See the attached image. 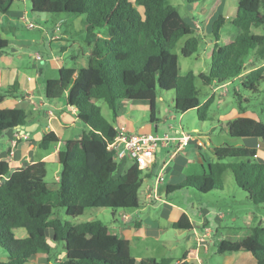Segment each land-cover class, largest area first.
Segmentation results:
<instances>
[{"label": "trees", "instance_id": "obj_1", "mask_svg": "<svg viewBox=\"0 0 264 264\" xmlns=\"http://www.w3.org/2000/svg\"><path fill=\"white\" fill-rule=\"evenodd\" d=\"M170 0H29V11L37 16L49 14L82 15L88 64L76 70L73 66L59 69L56 79L46 80L45 97H59L76 109L78 119L87 128L78 138L64 139L56 154L58 172L55 199L45 181L46 165L37 161L26 167L12 169L0 159V248L7 254L0 264H24L35 261L39 253L51 250L46 229L53 230V242L61 243L65 257L57 264H197L183 254L171 257L135 259L128 241L109 231L99 219L72 223L51 217L54 207L62 208L67 216H79L87 208L118 209L138 207V191L143 171L130 163L120 173L113 152L107 148L116 135L113 126L102 114L97 100L106 102L117 117L122 100L149 102L150 121L155 120L156 98L159 91L174 92L173 109L184 113L195 109L198 120L210 118L213 96L202 101L195 85L222 84L232 81L242 72L250 53L255 55L253 67L242 76V87L258 92L264 80V0H237V7L228 23L237 33L221 39L226 17L219 14L211 21L213 46L206 71L195 74L179 73L178 56L174 48L184 38L180 52L187 57L198 50L200 37L182 18ZM187 4L203 0H184ZM215 11L221 0H213ZM13 0H0V13L7 12ZM135 5L142 6L143 13ZM212 12V13H213ZM261 30L257 33L256 30ZM7 40L0 38V50ZM3 98L16 93V83L0 88ZM238 111L244 112L247 98L234 91ZM24 109L0 108V135L27 120ZM232 138L264 140V122L239 116L226 125ZM53 131L44 132L37 142L47 150L58 143ZM214 160L202 174H189L180 183L167 185L165 194L192 188L201 194L220 191L223 174L230 170L234 183L245 192L249 203L264 204V163L255 158V149L245 145L224 143L213 149ZM23 227L27 236L17 238L13 229ZM173 228L190 229L186 216L172 224ZM244 251L251 253L255 264H264V226L254 225L249 233L237 240H221L216 244L218 254ZM48 262H52L47 256Z\"/></svg>", "mask_w": 264, "mask_h": 264}, {"label": "crops", "instance_id": "obj_2", "mask_svg": "<svg viewBox=\"0 0 264 264\" xmlns=\"http://www.w3.org/2000/svg\"><path fill=\"white\" fill-rule=\"evenodd\" d=\"M29 7L28 0H13L10 9L0 13V38L7 40V46L0 50V88H7L14 83L17 85L16 93L4 97L0 108L24 109L27 114L25 125H31L32 128L30 132H22L14 128L0 135V159L7 161L12 169L26 167L37 161L45 162L47 168L48 163H56V154L61 140L78 138L87 128L78 119L76 109L69 106L64 98L48 100L44 93L46 80L56 79L61 67L73 66L78 70L87 66L88 50L84 41L83 17L82 15L49 13L32 16ZM28 22L33 25L28 26ZM226 29L224 30L227 31ZM76 33H80L79 39L75 37ZM236 33L235 28L229 31L230 37ZM36 54H39L42 59H36ZM254 61L255 55L250 53L245 59L240 75L230 81L229 91L231 88L233 93L239 92L237 82L241 84L242 76L253 67ZM206 86L208 91L202 101L213 96L212 104H218L219 109L224 108L225 103L229 102L228 95L219 98L221 93L219 85L213 83ZM161 101V96L156 98L158 116L155 114L154 122L150 121L149 115V123L136 125L134 121L128 119L122 126L136 133L178 135L181 127L171 125H169L171 129L169 132L158 133L159 123L166 121L162 115ZM126 103L121 101L118 104L117 117L125 111ZM134 108H142L149 114L147 101L137 102ZM167 116L170 119L175 117L169 110ZM239 116L261 120L259 112L249 108L248 105L245 106L243 113L233 106L226 109V113L217 116L215 123L227 135L224 142L230 141L227 138L229 137L226 129L227 122ZM215 124L209 127L207 133L215 129ZM15 131L18 135H15ZM47 131H53L59 141L44 150L38 147L37 142ZM194 133L193 138L199 140L202 143L201 146H197L194 140L181 147L177 146L175 140L160 145L155 152L153 163L143 171L142 183L145 181L146 187L141 199L138 193V207L123 209L119 213L116 211L112 221L107 225L110 232L128 241L130 254L135 259L171 257L177 261L185 254L187 260L203 264L199 255L209 251L214 235L219 236V241L237 240L247 235L249 228L258 220L255 206L247 202L240 192H228L225 184L220 191L208 192L211 193L209 194L211 198L205 197L208 193L201 196L191 192L192 188H184L187 190L183 193L189 197V200L175 199L176 192H173L170 197L164 195L167 185L180 183L189 174L205 173L208 163L214 160L213 149L219 145L214 143L212 148L208 147V150L202 151L201 147H204L202 137L206 135L202 131H197L196 128ZM232 145L254 148L256 160L264 163V140L240 138V142ZM59 169L60 166L56 163L52 179H45L53 193L58 187ZM118 172L120 173L119 170ZM160 172L163 179L155 182V177ZM182 216L187 217L191 225L190 229L172 227V224ZM13 233L17 238L27 236V231L23 227L14 228ZM52 236L53 230L47 228L46 237L51 246L49 253L58 243L53 242ZM47 256L45 253H39L35 261L24 264H50ZM64 257L65 253L56 261L59 262ZM6 260V252L0 248V261ZM255 263L256 259L251 253L235 251L220 254L218 264Z\"/></svg>", "mask_w": 264, "mask_h": 264}, {"label": "rangeland", "instance_id": "obj_3", "mask_svg": "<svg viewBox=\"0 0 264 264\" xmlns=\"http://www.w3.org/2000/svg\"><path fill=\"white\" fill-rule=\"evenodd\" d=\"M133 1V0H130ZM170 3H172L181 14L182 18L190 25V27L193 29V32L195 35H198L200 37V44L198 46V50L193 53L190 56H183L180 52V48L183 45L184 38L180 39L178 43L176 44V47L174 48V52L178 56V63H179V73L185 74L188 71H192L195 74H199L200 72L206 71L209 66L210 61V53L213 46V37L211 35V21L216 18L219 14H222L226 17L227 23L222 28L221 33V39L230 37L229 31L234 29L228 21L233 17L236 7H237V0H221L219 2V5L217 6L216 10L213 12L211 11V7L215 5L216 3L213 0H203L201 2H195L193 4H187L184 0H170ZM29 5V0H28ZM137 10L140 12V14L143 13L142 6L135 5ZM213 12V13H212ZM62 15H68V16H77L73 14H66L61 13ZM34 16V15H32ZM227 28V29H226ZM226 29L227 31H225ZM257 33H260L261 30L257 29ZM82 35V34H81ZM75 37L77 39L80 38V33H76ZM236 84V83H235ZM195 85L199 91V97L202 99L206 96V91H208V86L202 84L200 79H196ZM237 86L239 87V94L243 96L244 98H247L248 102L245 103L242 101L243 105H248L249 108L253 109L254 111L259 112L261 116V121L264 122V80L259 85L258 92H250L245 90L240 82H237ZM221 94V95H220ZM219 98H224L225 95H228L229 102L227 101L225 104V107L222 109L218 108V104H212L208 111V115L210 118L204 121H200L197 118L195 109H190L183 114L176 113L173 109L174 105V92L173 90L169 91H159L158 97H162L161 101V109H162V115L166 118V121L163 123H159V130L158 133L162 134L164 132H169L171 130L169 128V125L172 127H181L182 130L190 132L192 135H195L194 129L196 128L197 131H202L203 134L206 136L202 137V141L204 143V147H201V150H208V147L212 148V145L215 143L217 145H223L226 139L225 131L222 129H219V126H217L216 118L217 116L226 113V109L231 108L232 106L235 107L238 110V98L234 93L232 92L231 88L224 93H220ZM215 95V94H214ZM217 95V93H216ZM228 100V99H227ZM127 102L124 106H126L125 111L119 115V117H115L112 114V111L108 108L107 104L103 100H97L96 103L99 105L101 112L103 116L113 124L114 127L124 125L125 121L130 119L132 122L134 121L136 125H141L145 122L149 123V114L148 112H145L142 108H134V105L137 104V102H142L139 100H122ZM220 104V103H219ZM171 111V114L175 117L173 119H170L167 116V111ZM221 113V114H220ZM243 113V112H242ZM155 114L158 116L157 110ZM216 125L215 129L211 131L210 133H207V130L210 126ZM230 145L236 144L240 142V138H232L227 137ZM231 138V139H229ZM130 161H127L126 166H128ZM56 167V163H48L47 164V174L45 176V179H52L54 173V169ZM123 170L122 168H119V171L121 172ZM223 180L225 184V188L228 192H240L241 196L245 198V192L242 191L233 180V176L230 170H226L223 174ZM146 182L143 181L139 188V196L141 199L142 192L145 190ZM187 189H180L175 191L177 193L175 199H188L189 197L187 195H184L183 192H186ZM191 192H194L195 194H199L203 196V194L199 193L198 191L194 189H190ZM194 190V191H192ZM179 192V193H178ZM171 194H165L166 197H170ZM208 194H204L205 197L211 198L212 196ZM198 196V195H197ZM192 198V197H191ZM55 199V193H52L48 197L49 202H53ZM189 200V199H188ZM252 206H255L256 209L255 213L257 214L258 220L253 225H261L264 226V204H253L250 203ZM241 207H243V203H241ZM123 209H118L117 213L122 212ZM116 213V214H117ZM122 214V213H121ZM113 210L110 208H87L84 210V212L79 216H67L62 208L54 207L52 210L51 217H59L66 220H69L72 223H78L83 221H88L92 219H99L106 225H108L113 218ZM212 243H210L209 251L207 253H201L200 259L202 260L203 264H218L220 261V254L215 252V245L219 242V236L214 235L212 238ZM64 250L61 245V243H57L53 246L51 253H49V258L52 260L50 264H57L58 261L56 259H60L63 255ZM196 262V261H195ZM197 263V262H196Z\"/></svg>", "mask_w": 264, "mask_h": 264}, {"label": "built area", "instance_id": "obj_4", "mask_svg": "<svg viewBox=\"0 0 264 264\" xmlns=\"http://www.w3.org/2000/svg\"><path fill=\"white\" fill-rule=\"evenodd\" d=\"M27 25L32 26L33 24L28 22ZM35 58L38 60L42 59L39 54H36ZM229 83L230 81L219 84L221 93L228 90ZM178 133L176 136L168 134L157 135L153 132L136 133L120 125L116 127V135L107 148L113 152L114 160L118 163L119 168H125L127 161H130L144 171L153 163L155 152L160 148L161 144H167L169 141L175 140L177 141V146L181 147L194 140L197 146L202 145L199 140L193 138L194 136L190 132L180 129ZM15 135H18L16 131ZM162 179L163 176L160 172L155 177V182H159ZM199 241H203V239H199Z\"/></svg>", "mask_w": 264, "mask_h": 264}, {"label": "water", "instance_id": "obj_5", "mask_svg": "<svg viewBox=\"0 0 264 264\" xmlns=\"http://www.w3.org/2000/svg\"><path fill=\"white\" fill-rule=\"evenodd\" d=\"M15 128L20 129L22 132H30L32 130L31 125H18Z\"/></svg>", "mask_w": 264, "mask_h": 264}]
</instances>
